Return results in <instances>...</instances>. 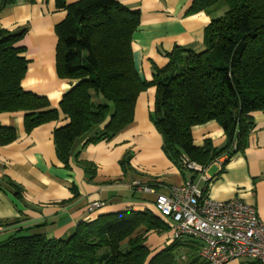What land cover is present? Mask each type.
<instances>
[{
	"label": "trees",
	"instance_id": "1",
	"mask_svg": "<svg viewBox=\"0 0 264 264\" xmlns=\"http://www.w3.org/2000/svg\"><path fill=\"white\" fill-rule=\"evenodd\" d=\"M34 1V0H29ZM226 12L204 31L201 52L174 48L168 63L155 68L153 79L140 78L131 39L140 22L139 10L117 0H55L66 11L55 26L56 70L74 80L58 106L21 86L27 60L19 44L25 29L0 30V113L23 112L27 130L52 120H67L53 132L57 158L68 167L76 138L108 119L89 142L109 139L133 121L138 94L155 86L152 123L162 137L166 156L181 171L182 158L202 166L242 151L253 127V114L264 112V0H193L189 12L217 2ZM15 0H0V7ZM215 120L225 135L222 146L209 139L193 143L191 129ZM15 129L0 126V145L15 139ZM91 176L95 166L77 160ZM36 226L35 228H37ZM168 225L150 210H126L82 222L66 239L44 233L13 234L0 241V264H173L180 239L149 257L147 234ZM187 238V237H186ZM191 240H195L190 238ZM198 249L181 256L184 264L198 263Z\"/></svg>",
	"mask_w": 264,
	"mask_h": 264
},
{
	"label": "crops",
	"instance_id": "2",
	"mask_svg": "<svg viewBox=\"0 0 264 264\" xmlns=\"http://www.w3.org/2000/svg\"><path fill=\"white\" fill-rule=\"evenodd\" d=\"M117 1L140 12L131 49L135 68L146 81L153 79L155 68L168 63L167 53L174 48L201 52L205 28L227 10L221 1L195 12H189L193 0ZM65 16L66 11L57 8L55 0H15L12 5L0 7V30H26L19 42L27 60L22 88L45 96L54 108L75 82L60 77L56 70L55 26ZM155 94V86L138 94L133 121L113 137L87 143L102 130L107 119L76 138L68 167L57 158L53 140L54 130L67 120L43 122L27 130L22 111L0 113V126L13 127L16 135L13 141L0 145V241L26 233L66 239L80 223L102 214L154 211L158 194L188 179L196 181L214 200L238 199L253 205L264 219V112L253 114V127L244 149L228 159L225 155L218 157L220 165H206L204 172L209 179L204 181L196 173L181 171L164 153L162 137L150 118ZM191 134L198 146L206 139L216 147L225 142L215 120L193 126ZM78 159L95 166L93 176L84 171ZM93 202L102 204L89 212L87 208ZM173 241L169 227L149 232L145 243L149 257ZM179 242L173 264H184L180 257L199 248L197 240L185 237ZM198 261L206 264L200 258ZM244 262L241 259L226 264Z\"/></svg>",
	"mask_w": 264,
	"mask_h": 264
},
{
	"label": "built area",
	"instance_id": "3",
	"mask_svg": "<svg viewBox=\"0 0 264 264\" xmlns=\"http://www.w3.org/2000/svg\"><path fill=\"white\" fill-rule=\"evenodd\" d=\"M212 162L221 164L220 159ZM187 171L207 181L206 166L182 158ZM148 191L147 188H144ZM101 202L91 203L93 212ZM154 212L172 230V239L182 237L198 241V256L206 264H226L245 260L243 264H264V219L253 205L242 200H214L188 179L169 187L154 200Z\"/></svg>",
	"mask_w": 264,
	"mask_h": 264
}]
</instances>
